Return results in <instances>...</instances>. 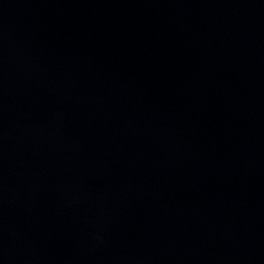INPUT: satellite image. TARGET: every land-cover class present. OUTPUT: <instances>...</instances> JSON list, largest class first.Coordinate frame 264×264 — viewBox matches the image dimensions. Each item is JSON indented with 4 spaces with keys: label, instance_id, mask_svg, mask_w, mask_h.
Instances as JSON below:
<instances>
[{
    "label": "water",
    "instance_id": "1",
    "mask_svg": "<svg viewBox=\"0 0 264 264\" xmlns=\"http://www.w3.org/2000/svg\"><path fill=\"white\" fill-rule=\"evenodd\" d=\"M0 264H264V0H0Z\"/></svg>",
    "mask_w": 264,
    "mask_h": 264
}]
</instances>
